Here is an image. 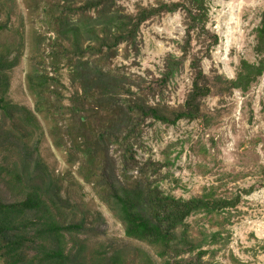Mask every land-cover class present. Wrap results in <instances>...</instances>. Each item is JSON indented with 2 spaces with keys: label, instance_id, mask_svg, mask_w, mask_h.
Instances as JSON below:
<instances>
[{
  "label": "rangeland",
  "instance_id": "374dc122",
  "mask_svg": "<svg viewBox=\"0 0 264 264\" xmlns=\"http://www.w3.org/2000/svg\"><path fill=\"white\" fill-rule=\"evenodd\" d=\"M182 1L123 0L120 9L132 15L160 3ZM205 2L207 22L202 29L189 32L183 9L165 13L143 23L135 40L105 52L104 57L105 69L116 70L115 79L124 89L138 93L149 104L161 98L173 109L182 107L187 97L194 63L195 71L201 70L211 87L210 94L199 101L200 119L172 126L150 121L136 126V121H127L126 95L104 94L99 102L119 108V113L115 124L112 115L98 117L105 123L112 121L106 131L111 137L96 144V161L104 179L115 187L147 182L177 199L203 194L231 202L238 198L219 216L199 213L187 219L190 238L201 247L184 259L188 264H264V74L245 93L225 91L215 82L216 77L233 79L243 59L259 61L256 29L264 0ZM27 4L32 5L30 11ZM41 5L42 0H0V98L10 107L6 113L0 109V167L13 169L17 163L21 171L25 163L33 172L46 205L63 228L69 264H161L149 244L126 237L123 224L99 194L100 181L68 139L64 120L58 123L64 148H56L49 135L52 123L35 112L25 84L29 60L35 56L33 51L49 52L54 38L42 22ZM169 54L183 58V67L161 86L159 77ZM44 64L51 73L48 60ZM90 70L82 71L85 80L91 78ZM62 74L67 99L78 87H73L75 80L68 78L67 70ZM79 93H83L80 84ZM30 113L37 123L28 125L25 116ZM92 126L102 131L100 123ZM140 171L146 173L147 181L141 180ZM20 189L0 171V203H18L23 199ZM30 232L36 236L34 229ZM214 233L219 236L211 243ZM41 239L44 243L47 238ZM35 247L33 242L31 249L24 248L22 264L37 263L40 255ZM199 251L204 253L200 257ZM11 261L5 254L0 256V264Z\"/></svg>",
  "mask_w": 264,
  "mask_h": 264
},
{
  "label": "trees",
  "instance_id": "16d2710c",
  "mask_svg": "<svg viewBox=\"0 0 264 264\" xmlns=\"http://www.w3.org/2000/svg\"><path fill=\"white\" fill-rule=\"evenodd\" d=\"M121 1L123 0H42V22L54 38L49 52L33 51L35 56L29 60L25 78L26 89L34 101L35 112L44 122L52 123L49 135L56 148H64L59 139L58 128L59 120H64L68 128V139L77 146L82 159H86L84 165L100 181L99 194L123 224L126 237L149 244L156 250L161 264H188L184 256L193 254L201 245L190 238L187 219L199 213L219 216L228 211L227 208L233 207L238 198L231 202L213 194H203L188 200L177 199L147 182L144 186L133 183L115 187L113 182L104 179L103 173L101 174L103 168L96 161L99 153L95 150L99 147L96 144H102L106 138L111 137L106 131L111 126L112 119L105 123L103 118L99 120L98 117L101 113L112 115L115 124L119 113V108L108 107L99 102L100 97L110 92L126 95L124 104L127 121H136V126L146 121L172 126L182 120L200 119L199 101L210 94L211 87L203 78L201 70L195 71L197 67L194 63L191 64L194 71L187 97L182 107L173 109L164 104L161 98L156 103L149 104L138 93L124 89L115 79L116 70L105 69L104 57L105 52H113L120 44L135 40L143 23L165 13L183 9L189 32L202 29L207 22L206 2L184 0L170 5L160 3L130 15L120 9ZM27 8L30 11L32 5L27 4ZM256 39L255 52L260 57L259 61L250 63L241 60L233 79L216 77L215 82L221 84L223 90H240L245 93L264 74V11L256 29ZM46 60L51 66V73L45 69ZM183 62V58L172 54L166 57L159 77L161 86H166L179 73ZM87 68H91L87 75L91 78L85 80L82 71ZM64 70L69 74L72 72L68 78H73V87H78L67 99L64 93L65 77L62 74ZM1 74L0 70V79ZM79 84L83 89L82 94L79 93ZM64 101H68V104ZM9 108L1 97L0 109L6 113ZM25 118L28 125L37 123L36 117L31 113L30 117ZM93 123H100L102 131H95ZM27 132L26 130L25 134ZM67 156L70 158V154ZM67 164L70 166L72 162L68 161ZM21 169L19 171L17 163H14L13 169L0 167V171L9 176L11 184L23 188L19 190L23 199L18 203H0V256L5 254L12 260L10 264H22L24 248L31 249L34 242L40 255H36L37 263L34 261V264H69L68 256L64 253L63 228L46 205L43 198L45 193L37 184L33 172L25 163ZM140 172L144 174L141 180L147 181L146 173ZM31 229H34L36 236L31 234ZM43 235L47 238L44 243L41 239ZM218 236V233L212 234L211 243H215ZM48 240L50 243L46 245ZM203 254L201 251L197 253L199 257ZM197 261L201 260L197 258Z\"/></svg>",
  "mask_w": 264,
  "mask_h": 264
}]
</instances>
